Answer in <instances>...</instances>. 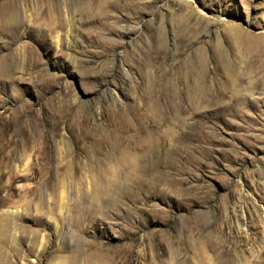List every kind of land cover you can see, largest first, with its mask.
Returning <instances> with one entry per match:
<instances>
[{"label":"rangeland","instance_id":"obj_1","mask_svg":"<svg viewBox=\"0 0 264 264\" xmlns=\"http://www.w3.org/2000/svg\"><path fill=\"white\" fill-rule=\"evenodd\" d=\"M0 264H264V0H0Z\"/></svg>","mask_w":264,"mask_h":264}]
</instances>
